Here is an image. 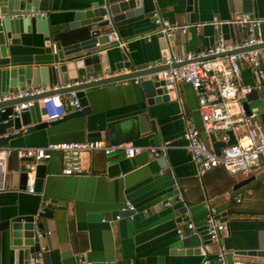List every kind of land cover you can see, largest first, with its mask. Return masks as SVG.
<instances>
[{
	"label": "crops",
	"instance_id": "obj_1",
	"mask_svg": "<svg viewBox=\"0 0 264 264\" xmlns=\"http://www.w3.org/2000/svg\"><path fill=\"white\" fill-rule=\"evenodd\" d=\"M94 1L52 0L49 20L54 24L68 22L74 11ZM138 6L143 15L118 23L117 34L106 30L108 37L114 41L119 38L123 44L111 48L114 57L117 50L126 49L136 65L160 59V37L144 39L154 31L155 12L170 25L189 27L184 34L180 30L172 34L173 42L167 45L172 54L212 46L217 37L212 23L216 21L221 23L218 31L226 40L245 38L243 30L228 23L240 14L262 20L264 40V0H141ZM101 65L107 69L104 58ZM241 76L245 85H253L250 70L243 69ZM167 89L172 92L170 99L157 104L144 96L139 84L96 86L85 91L89 114L61 121L4 146L42 147L85 141L126 143L141 149L166 146L165 161L147 150L132 159L123 151L84 156L82 165L90 174L78 177L63 176L61 156L53 153L44 163L46 176L41 191L33 193L21 175L27 172L34 188L35 164L13 151L0 154V221L17 213L39 212L44 199L58 202L53 204L54 217L39 221L38 231L43 237L37 264H216V247L204 245L200 232L207 206L226 227L222 242L227 261L264 264V166L254 169L250 175L254 180L237 190L235 185L248 177L223 169L197 177L183 138L188 119L213 149L211 138L203 131L197 95L185 83ZM242 104L247 115L258 114L264 124V87L243 99ZM92 134L97 135L94 140ZM217 136L213 137L216 142ZM125 203L132 204L135 212H121ZM117 215L120 220H115ZM188 223L193 224V232L187 230ZM176 229L186 234L184 240L178 239ZM0 264H12L8 247L0 246Z\"/></svg>",
	"mask_w": 264,
	"mask_h": 264
},
{
	"label": "water",
	"instance_id": "obj_2",
	"mask_svg": "<svg viewBox=\"0 0 264 264\" xmlns=\"http://www.w3.org/2000/svg\"><path fill=\"white\" fill-rule=\"evenodd\" d=\"M140 1L96 0L87 4V7L74 11L70 21L54 24L49 20L52 0H0V96H5L9 91L52 86L58 89L35 99L75 91L79 104V109H72L62 119L47 122L42 119L44 111L39 108L37 102L14 119H8L11 114L10 106L22 100L1 103L0 107H4L5 111L0 113V148L15 139L44 130L61 121L89 114L85 95L88 89L140 76H156L168 69L167 66L154 67V62L136 65L126 49L117 50V57H114L111 51L112 47H121L123 44L119 38L109 42L107 28L117 34L118 23L133 15H143L138 6ZM134 7L138 9L130 12ZM190 10L189 8L188 11ZM153 37L157 36L152 35L148 40L147 37L144 39L150 41ZM173 39L174 35L168 38L160 37V59L156 62H164V58L171 54L167 45L171 44ZM260 47H264V44ZM103 51L104 54L101 55ZM103 58L107 69L101 65ZM114 60L118 61L113 62ZM123 70L129 71L98 82L74 85L82 78ZM139 85L144 96L154 103L166 102L171 97L172 92L156 77L144 80ZM227 134V143L216 142L215 138L211 137L216 155L220 154L221 148L235 143L232 132ZM95 136L97 135L92 134L90 138L94 140ZM164 155V151L160 150L157 157L165 161ZM33 171V192H40L46 176V166L44 163L35 165ZM27 178L28 173H22L21 179L26 183ZM253 180L254 177H248L236 184L234 190ZM56 203L58 202L55 200L48 203L47 199H44L41 205L42 213H17L0 221V246L8 247L12 252V264H37L35 256L42 252L38 238L41 234L38 231L39 221L42 218L54 217L53 204ZM200 232L204 245L210 244L204 227Z\"/></svg>",
	"mask_w": 264,
	"mask_h": 264
},
{
	"label": "built area",
	"instance_id": "obj_3",
	"mask_svg": "<svg viewBox=\"0 0 264 264\" xmlns=\"http://www.w3.org/2000/svg\"><path fill=\"white\" fill-rule=\"evenodd\" d=\"M152 16L156 29L147 36V40L152 35L168 38L178 30L184 34L189 28L188 26L170 25L164 22L156 12ZM228 23L243 30L246 37L235 42L228 41L218 31L221 23L213 22V29L217 32V37L212 46L195 52L168 54L164 58V62L154 63V67H168L156 76L146 75L114 82V84L132 82L138 85L144 80L156 77L163 81L166 87H174L179 83L188 84L197 95L198 111L206 136L211 138L218 135V141L227 143L229 140L227 133L232 132L235 143L221 148L220 154L216 155L213 149L209 148L202 140L199 130L192 125L191 119L185 122L183 138L197 177H202L216 169H223L231 175L247 178L254 169L260 165L264 166V124L259 120L258 114L247 115L242 104L243 99L253 93L260 92L264 87V47H260L264 44L261 36L262 20L248 14H240L235 15ZM108 39L109 42L112 41L111 37ZM243 69L250 70L252 86L243 83L241 76ZM124 71L110 73L106 76L104 73L100 76H89L80 79L74 85L90 84L126 74L123 73ZM57 89L58 87L45 86L44 88L9 91L5 96H0V104L12 100H22V102L10 106L11 114L8 119H14L22 111L32 107L34 102H37L39 108L44 111L42 119L54 122L62 119L72 109H79L75 91L46 95L35 99ZM179 104H181L180 100ZM4 111L5 108L0 107V113ZM165 148L166 146L141 149L130 144L126 145V143L108 144L102 141H85L49 143L42 147H2L0 154L5 156L13 151L18 157L38 165L49 161L53 153H59L62 161L61 174L78 177L90 174V171L82 165L84 156L93 153L110 155L116 151H123L127 158L132 159L142 150H147L157 157L158 151ZM27 184L30 186L29 192L33 193L29 177ZM164 205L168 206L169 203ZM120 211L135 212V208L132 204L125 203ZM207 211L204 228L209 238L208 241L216 247V264H230L226 259L227 251L222 242V233L226 227L215 218L213 209L207 206ZM39 213H42L41 208ZM120 218L121 216L117 215L115 220H120ZM129 218L132 219V215ZM186 228L189 232H193L195 229L192 223H188ZM176 235L179 240H184L186 237L181 229H176ZM42 237L43 234H39L38 238ZM41 253L35 256L36 263L39 262Z\"/></svg>",
	"mask_w": 264,
	"mask_h": 264
}]
</instances>
